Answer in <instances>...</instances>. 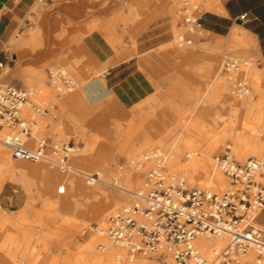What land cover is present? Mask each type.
Instances as JSON below:
<instances>
[{
  "label": "bare ground",
  "instance_id": "6f19581e",
  "mask_svg": "<svg viewBox=\"0 0 264 264\" xmlns=\"http://www.w3.org/2000/svg\"><path fill=\"white\" fill-rule=\"evenodd\" d=\"M37 1L42 2L40 0ZM185 2L192 6L187 10L189 16H185L186 20L191 23L196 21V13H225L221 0H191V3H189V1ZM137 5L139 6L140 4L136 3L133 5L136 6L134 7V10L138 7ZM40 10L38 11V14L43 18L45 13ZM174 14H177V12ZM174 19H176V17ZM196 25H189V36L193 37L199 33L203 34V31L207 32L199 25L196 29ZM207 33L216 38L215 42L209 43L207 46L209 47V52H215L216 55H214V58H210V56H198L199 60L197 61H191L190 59L189 63L184 62L183 60L185 57L182 48L189 46L191 47L190 51L193 52L196 45H192L194 39L192 40L190 37H184L183 33L180 32V29L174 28V39L162 48L141 54L135 52V55L138 57L137 62L140 71L141 73H145V70L150 64V58L152 55L167 57L171 63H180L181 67L184 68L186 72L191 70L199 74L201 77H208L211 79V84L209 83L204 89V95L196 98L195 101L193 100L196 102L194 109L197 107L198 102L210 104L216 103L214 110L226 109L233 112L242 111L245 116L253 112L249 87H247V81H251L250 85L252 91L261 97V101L258 103L259 111L253 117L254 124H256L259 129L258 132L254 133V136L246 137L239 131L228 133L226 129H221L217 133L213 131L215 128L211 131L204 129L203 127L205 125L202 120L197 117L190 119L189 117L184 116L181 108L171 103L169 108L172 110V119L174 121L170 122L164 120L159 122L161 127L168 125L173 126V124L175 127H180L178 131L180 134L173 139H170V143L168 139L151 136L150 131L145 129L142 131V133H144L142 142L143 146L142 148H136L134 147V139L137 137L138 133H140V130L138 131L136 128L124 130L122 129V126L114 128L111 124L107 129L106 136L103 137L102 140L99 139V137L90 136L84 140V147L76 149L70 147L68 160L66 161L67 169H62L60 167V161L63 152L60 144H53L59 149L58 152L52 153L51 155H47L46 153L43 157L35 161L14 158L12 152H9L10 148L3 140L4 134L10 129L5 127L0 131V142L2 143L0 144V190L2 189L4 182V173H9L8 179L19 183L26 190L29 198L26 207L32 203V200H30L33 197L31 196L32 192L38 191L40 194L39 196L43 198V205L50 211L57 213L63 226L76 227L78 224H81L80 226L82 227V230H89L90 235L88 243L78 252L76 260L78 261V264H161L158 262L155 263L147 258L145 255L149 253L143 254L131 250L126 246L113 243L106 233L108 226L107 220L110 216L132 204L143 203V200L140 198L142 196L139 194L146 192L150 187L147 182V177L151 171H160L166 178L167 182L180 183V181H183L186 183V181H188L189 184L202 186L200 188H204L212 193L221 194L230 187V182L228 176L213 155L215 152L219 151L226 138H229L232 141V145L228 144V146L232 148V152H234L240 160H245L246 158L256 155H262L264 151V67L260 68L255 62L253 63L246 52L250 45H256L254 36L241 24H234L227 35H218L211 32ZM114 46L117 47L116 45ZM101 48L102 47H100L99 44L96 46L98 51H100ZM229 48H233L234 51L240 49V53L231 55L226 54L225 57H222L220 53ZM99 53L103 55L102 52ZM132 53H134L133 50H131V55ZM230 56L231 61H234V65L230 62L229 68H226L228 73L224 76L225 74L222 73L223 66L225 65L226 58H229ZM83 68L85 69L81 58L75 57L71 60L69 66L66 65L65 67L60 66L59 68H52L50 71L54 74H58L60 71L64 72L73 80L74 85L67 87L58 81H54L57 84V88L61 87L62 89V87H64V89L67 90L66 92H73L81 84V90L77 91V93H83L91 99L94 98L92 100L96 107L109 106V102L115 96V93L104 97H95L96 92H89V94L87 90L89 89V86H91L93 79L97 77L98 74H103L105 72V67L96 71L94 76L89 78L87 77L90 71H86ZM72 69H74L76 73H74ZM70 74H73L75 77L81 76V83H76V80ZM186 77H189V75H186L183 78L186 79ZM237 77L241 78V83L239 84H236L235 81ZM25 80L26 84L29 86L27 90L32 91L33 94L30 101L43 107L42 105L46 101V96L49 95L47 92L48 85L44 81L43 72L40 70L35 71L31 77L26 76ZM34 84L37 85V93H35L36 88H34ZM235 84L239 86L238 90H233L232 87H235ZM198 91L195 90V97H197ZM48 98L49 100L51 99V97ZM38 99H40V101ZM183 100H185V98H182V101ZM57 103L60 106L58 112V115L60 116V119H58L61 120L60 123L59 121L56 125H52L51 123L52 126L50 125V129L46 128L47 130L45 129V126L47 127L48 125L47 123L40 126V129H38L37 123H35L34 128L32 127L31 134L24 137V141L27 143L28 147L33 148L36 146L39 140L43 139L42 136L47 133L53 136L54 139L61 140L67 139L71 131H86V128L81 126L80 122L65 110L64 99H58ZM121 111H123V109L118 110L116 113ZM55 112L56 111H54V113ZM42 115V113L35 114L33 112L31 109V103L27 104L23 109V116L26 118L32 117L35 119L37 116L40 117ZM181 120L182 122L180 123ZM40 121L42 123L44 122L42 119H39V122ZM222 124L223 123L220 120H212L210 121L211 128H209L212 129V127L217 126L221 127ZM231 125L230 122L224 124L225 127H231ZM212 131L215 133L213 136L210 135L213 133ZM207 133L210 134L208 135ZM201 141H205L206 144H200ZM107 142H115L118 144L117 147H119V152L124 155V159L127 161H125L126 164L124 166L116 165L114 168H109V166H111L110 160H112L111 155L116 152L115 148L117 147L116 145H112V147L108 149L106 147ZM183 155L186 157L185 160H182ZM263 159L264 157L261 159L258 158L257 160ZM28 161L31 162L28 163ZM145 168L146 170H149L147 171L145 180H143L144 172L146 171ZM94 175L97 176V179L92 180ZM258 180L264 186V173L258 176ZM38 183L39 186H37ZM106 185L112 186L117 190L110 189L106 187ZM6 215H9V212L3 210L1 218L6 220ZM254 219L251 221V224L254 222ZM38 220V222H40L41 219ZM94 220H97L95 224L96 226L92 227L91 222ZM42 222L44 223V221ZM53 239L54 242L58 241L60 245L62 244L60 243L61 241H65L61 238ZM131 241H139L136 233L132 234ZM193 241L194 247L201 251L208 260H211L214 258L215 249H222L227 245L229 242V235L226 233L218 235L203 233L198 235ZM14 242L15 241L10 239L3 244L7 248L6 253H9L10 255L13 253L15 256V254L18 253L19 248L12 247ZM30 244L31 243L28 242V246ZM54 245L57 244L55 243ZM26 251L27 249L24 253L29 252L30 249H28L27 252ZM4 252L3 250L0 252V264H10L11 261L9 262V260L11 259L5 257ZM154 253L166 257L165 264H175V260L171 254L167 252L163 254L161 250ZM255 253V250H249L247 253L242 254L239 257L238 262L240 264H264V257L257 258ZM41 256L35 257L28 255L27 257L26 254L27 258L25 257V264H64L63 261H59V258H52L49 255L44 257ZM12 259H14V257H12ZM71 261L72 260H68V262Z\"/></svg>",
  "mask_w": 264,
  "mask_h": 264
},
{
  "label": "rangeland",
  "instance_id": "374dc122",
  "mask_svg": "<svg viewBox=\"0 0 264 264\" xmlns=\"http://www.w3.org/2000/svg\"><path fill=\"white\" fill-rule=\"evenodd\" d=\"M185 1L191 3V0H52L53 5L50 7L48 1L38 2L36 0L31 9L32 13L28 16L27 21L22 23L13 39L9 44L6 40L4 41L3 51L6 57L3 67L0 68V84L12 83L27 89L29 86L25 82V77H31L35 71H42L44 74V81L48 85L47 92L49 94L46 96V101L42 106L47 107L48 111L43 113L40 117L37 116L35 121L38 129H40V126L44 125V123L48 124L47 127L45 126V129H50L52 125H56L58 121L59 123L61 121L58 115L60 108L57 103L58 99H66L69 94L81 90V84L73 92H66L67 90L64 89V87H62V89L61 87L57 88V84L51 80L50 70L52 68H59L60 66H69L71 60L75 57V52H78L81 57L84 56L88 58V53L85 51L86 47H88L89 51H95L96 46L99 44V46L102 47L101 50L99 49L100 51L96 49L99 53L105 51L108 44H114L120 50L123 47L128 51L133 50L134 53H132V56H135V52H138V47L140 51L149 50L150 52L162 48L174 39V28H178L180 32L183 33L184 37H190L192 40L194 39L192 45H196L193 52L190 51L191 47L189 46L182 48L185 57L183 60L184 62L189 63L190 59L191 61H197L199 60L198 56H210V58H214V55H216L215 52H209L210 50H208L209 47L207 46L209 43L216 41L215 37L205 31H203V34L199 33L193 37L188 35L189 25L193 26L197 24V29L198 20L197 23H191L186 20L185 16H189L187 10L192 6L186 4ZM225 1L226 0H222L223 5ZM59 2L65 4V9L68 14H51V8L53 9L56 7ZM73 2H78L79 4L73 5L71 4ZM136 3H140V5H137L138 7L134 10L136 6L133 5ZM40 9L45 13L43 19L38 14ZM100 9H111L110 16L103 17V14L106 15V11L102 10V12H100ZM175 11L177 14H174L176 13ZM213 15L222 14L211 12L195 14L197 19L201 16L199 21L200 24H205L207 22L220 23V20L214 18ZM48 16H50V18ZM175 17L176 19H174ZM234 24H236V22H234L233 25ZM239 24L246 28L245 24ZM95 31H97V33H104L106 37L104 36V39L94 37L91 34ZM33 32L36 33L37 38L29 41L30 34ZM235 51L233 48H229L228 50H223L220 55L225 57L226 54L231 55L240 53V49ZM246 52L253 63L255 62L260 68L264 67V57L260 55L255 44L250 45ZM230 60L231 56L229 58L227 57L226 62ZM89 66L88 70L92 71L94 69L93 65L90 63ZM227 66H229L227 63L223 66L222 73L225 74L224 76L228 73L226 69ZM72 71L76 73L74 69H72ZM145 74L147 84L146 92L143 97L139 98L137 94L136 97H131V101H122L120 100L122 97H119V99L117 97V94L121 92L120 89L109 102V106H99L102 107V112L95 114L93 119L89 120L88 125L80 122L81 126L86 128V131H71L67 139L61 140L54 139L53 136L48 133L44 134L42 137L48 138L51 145L58 143L61 147L69 145L75 149L82 148L85 146L84 140L90 136L99 137V139L102 140L107 134L108 127L112 124L114 128L122 126L124 130L131 128H136L138 131L140 130V133H138L137 137L134 139V147L136 148H142L143 146L144 133H142V131L145 129L150 131L151 136L168 139L170 143V139L180 134L178 132L180 127H175L174 124L173 126L168 125L161 127L159 122L164 120L170 122L174 121L172 119V110L169 108L171 103L179 106L184 116L190 119L197 117L202 120L205 125L203 127L204 129L211 131L215 128L213 130L215 133L219 132L221 129H226L228 133L239 131L246 137H250L258 132L259 129L258 126L254 124L253 117L259 111L258 103L261 101V97L252 91L250 85L251 81L246 80L247 87H249L253 112L245 116L242 111L233 112L226 109L214 110L216 103L198 102L197 107L194 109V105L196 104L194 101L196 98L204 95V89L209 83L211 84V79L208 77H201L191 70L186 72L185 69L181 67L180 63H171L167 57L152 55L150 64L145 70ZM70 75L76 80V83H81V76L75 77L73 74ZM186 75H189V77L184 79L183 77ZM92 76H94V74L90 72L87 78ZM235 81L236 84H239L241 83V78L237 77ZM236 84L235 87H230H232L233 90H238L239 86ZM36 87L37 85L34 84V88ZM195 90H199L197 97L194 96ZM35 93H37V88ZM48 97H51V99L49 100ZM182 98H185V100L182 101ZM38 100L40 101V99ZM122 109L123 111L116 113L118 110ZM53 110L57 113H54ZM39 119H42L44 122H39ZM212 120H220L223 124L221 127L219 126L220 128L217 126L210 129V121ZM181 122L182 120L180 123ZM226 122H230L232 124L231 127H225L224 124H226ZM210 133L207 134L209 135ZM215 133L213 132L210 135L213 136ZM0 144L2 143L0 142ZM200 144L205 145L206 142L201 141ZM228 144L232 145V141L226 138L219 151L215 152L213 156L217 158L225 154ZM112 145L118 146L115 142H107L106 147L109 149ZM46 151L47 155H51L53 153V148L48 147ZM115 151L116 152L111 155L112 160H110L111 166H109V168H114L116 165L124 166L127 162L126 159H124V155L119 152V147L115 148ZM9 152H12L11 149ZM230 154L241 162L248 159L240 160L234 152H232V148H230ZM252 157L261 159L264 157V151L262 155ZM185 159L186 157L183 155L182 160ZM30 162L31 161H28V163ZM148 170L144 172L143 180H145ZM8 175L9 173H4V182L0 190V252L2 250L3 252L5 251V257L11 259L9 260V262L11 261L10 264H25V259L28 255L35 257L49 255L52 258H59V261H63L64 264H78V261H76L78 252L88 243L90 231L82 230L81 224H78L76 227L63 226L57 213L50 211L43 205V198L39 196L40 194L38 191L32 192L31 196L34 198L32 197L30 199L32 203L26 207V203L29 200L26 190L19 183L10 181ZM186 183L189 187H202L189 184L188 181H186ZM37 186H39V183ZM106 187L115 191L117 190L109 185H106ZM3 210L9 212V215H6V220L1 218ZM38 219H41L40 222H38ZM42 221H44V223ZM96 222L97 220L92 221L91 226H96ZM252 224H256L254 227L264 232V207L255 217ZM53 238H61L65 241H61L60 243L62 244L60 245L58 241L54 242ZM10 239L15 241L12 247L19 248L15 256L13 253H11V255L9 253L7 254V248L3 244ZM28 242L31 243L29 246ZM55 243L58 246L54 245ZM26 249L27 251L30 249V251L24 253ZM255 254L257 258H261L257 253ZM145 256L155 263L165 264L166 257L163 255L149 253ZM12 257H14V259H12ZM68 260L72 261L68 262ZM237 264L240 263L238 262Z\"/></svg>",
  "mask_w": 264,
  "mask_h": 264
},
{
  "label": "built area",
  "instance_id": "2783aa9c",
  "mask_svg": "<svg viewBox=\"0 0 264 264\" xmlns=\"http://www.w3.org/2000/svg\"><path fill=\"white\" fill-rule=\"evenodd\" d=\"M246 16L247 13L240 15V21ZM230 62L234 65L231 60L225 63L230 65ZM2 67L3 56L0 57ZM50 77L66 87L74 85L64 72L50 71ZM32 95V91L12 83L0 84V131L5 127L10 129L3 140L14 158L35 161L46 154L48 147L53 148V153L59 149L51 145L48 138L40 139L35 148L28 147L24 141L36 123L34 118L23 116L24 107L31 103L35 114L48 111L47 107L31 102ZM69 149V145L61 147L62 169H67ZM216 159L230 180V187L223 193L189 187L183 181L167 182L160 171L153 170L147 177L150 187L139 194L143 203L132 204L108 218V237L115 244L143 254L167 252L173 256L175 264H237L239 257L249 250L264 257V232L251 224L264 207V186L258 180L264 173V159L250 157L238 161L230 154L229 146L225 154ZM95 179L96 175L92 177ZM134 233L139 241H131ZM203 233L229 235L227 245L215 249L211 260L193 245V240Z\"/></svg>",
  "mask_w": 264,
  "mask_h": 264
},
{
  "label": "crops",
  "instance_id": "0c3cea01",
  "mask_svg": "<svg viewBox=\"0 0 264 264\" xmlns=\"http://www.w3.org/2000/svg\"><path fill=\"white\" fill-rule=\"evenodd\" d=\"M35 1L36 0H0V57L3 56V63L6 57L3 51L4 41L6 40L9 44L22 23L27 21L28 16L32 13L31 9ZM71 4L77 5L79 3L73 2ZM48 5H50V7L53 5L52 0H48ZM223 6L226 14L221 13L222 15H213L214 18L220 20V23L207 22L205 24H200V16L198 18V25L207 32L224 35L228 31L230 32L234 22L239 24L237 21L240 20V15L247 13L245 19L240 21V23L245 24L247 30L254 36L257 50L260 55L264 57V0H226ZM102 10L106 11V15L103 14V17L110 16L111 9H100L99 11L102 12ZM40 11L43 10L41 9ZM51 11V14H68L63 2H59L56 7L53 9L51 8ZM48 17L50 18V16ZM91 35L103 39L105 36L104 33H97V31ZM34 38H37L35 32L30 34L29 41ZM85 51L88 53V58L84 56L81 57L78 52H75V57L81 58L86 70L90 67V63L93 65L94 69L88 71L93 72V74L105 67V72L103 74H98V76L93 79L91 86L87 89L88 93L96 92L95 97H104L109 94L112 95L113 93H117L118 90L122 89V92H119L117 97L118 99L122 97L120 100L126 102L131 101V97H136L137 94L139 98L145 95L147 84L146 74L141 73L137 62L138 57L136 60V55L132 56L131 50L128 51L124 47L120 50L115 47L114 44H108L106 50L102 52L103 55L98 53L96 49L95 51H89L88 47H86ZM137 51L136 53L139 54L147 52V50L140 51L139 47ZM92 99L83 93H71L64 99V108L77 121L88 125L89 120L93 119L95 114L102 112V107H96Z\"/></svg>",
  "mask_w": 264,
  "mask_h": 264
},
{
  "label": "water",
  "instance_id": "95a60500",
  "mask_svg": "<svg viewBox=\"0 0 264 264\" xmlns=\"http://www.w3.org/2000/svg\"><path fill=\"white\" fill-rule=\"evenodd\" d=\"M237 22L240 23V20H238Z\"/></svg>",
  "mask_w": 264,
  "mask_h": 264
}]
</instances>
